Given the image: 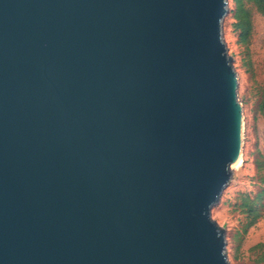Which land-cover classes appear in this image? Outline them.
I'll use <instances>...</instances> for the list:
<instances>
[{
    "label": "water",
    "instance_id": "95a60500",
    "mask_svg": "<svg viewBox=\"0 0 264 264\" xmlns=\"http://www.w3.org/2000/svg\"><path fill=\"white\" fill-rule=\"evenodd\" d=\"M227 3L0 0V264H228Z\"/></svg>",
    "mask_w": 264,
    "mask_h": 264
},
{
    "label": "rangeland",
    "instance_id": "374dc122",
    "mask_svg": "<svg viewBox=\"0 0 264 264\" xmlns=\"http://www.w3.org/2000/svg\"><path fill=\"white\" fill-rule=\"evenodd\" d=\"M249 21L242 24L235 0H228L222 35L238 77V99L242 105L243 135L240 161L231 165V175L211 216L224 228L228 264H263L264 248V14L249 1L243 2ZM247 195L258 210L255 221L242 212Z\"/></svg>",
    "mask_w": 264,
    "mask_h": 264
},
{
    "label": "trees",
    "instance_id": "16d2710c",
    "mask_svg": "<svg viewBox=\"0 0 264 264\" xmlns=\"http://www.w3.org/2000/svg\"><path fill=\"white\" fill-rule=\"evenodd\" d=\"M244 1L252 2L255 8L257 9V11H259L261 14H264V0H235L236 14L240 18L242 24L249 21L248 16L243 8ZM261 107L264 108V104ZM242 196H243V203L241 210L242 212H246L249 217V220L245 224L244 227L245 229L246 226L251 225L255 221L256 217L259 215V212L258 210L255 209L253 205L249 204V202H251L252 200L248 198L247 195L244 194ZM255 246L258 248H264V242H259ZM258 259L263 261L264 264V250L259 253Z\"/></svg>",
    "mask_w": 264,
    "mask_h": 264
},
{
    "label": "bare ground",
    "instance_id": "6f19581e",
    "mask_svg": "<svg viewBox=\"0 0 264 264\" xmlns=\"http://www.w3.org/2000/svg\"><path fill=\"white\" fill-rule=\"evenodd\" d=\"M240 155H241V150H239V153L237 154V157L235 158V160L233 161V163L235 162V161H237V162H235L236 164H238V162L240 161ZM232 163V164H233Z\"/></svg>",
    "mask_w": 264,
    "mask_h": 264
}]
</instances>
